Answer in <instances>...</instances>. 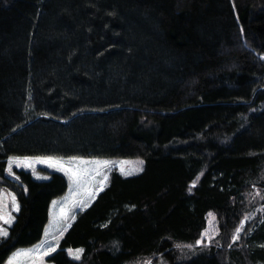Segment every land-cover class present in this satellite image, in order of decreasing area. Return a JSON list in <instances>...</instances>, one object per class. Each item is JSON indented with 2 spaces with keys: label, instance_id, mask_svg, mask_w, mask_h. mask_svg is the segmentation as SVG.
<instances>
[{
  "label": "trees",
  "instance_id": "1",
  "mask_svg": "<svg viewBox=\"0 0 264 264\" xmlns=\"http://www.w3.org/2000/svg\"><path fill=\"white\" fill-rule=\"evenodd\" d=\"M13 157L144 159L72 213L53 264H264V0H0V194L19 205L0 264L68 186L9 177Z\"/></svg>",
  "mask_w": 264,
  "mask_h": 264
},
{
  "label": "rangeland",
  "instance_id": "2",
  "mask_svg": "<svg viewBox=\"0 0 264 264\" xmlns=\"http://www.w3.org/2000/svg\"><path fill=\"white\" fill-rule=\"evenodd\" d=\"M100 160V161H108L109 164L107 166H97L91 161ZM30 163V166H29ZM61 165L64 168L79 167L83 170V175L81 182L79 184L73 183L69 180L68 175L61 169ZM18 168H26L31 171L32 176L37 180H43L47 178L43 172L39 170V166H46L50 169L58 170L62 172L67 180V190L66 192L53 199L56 203L51 206L49 220L46 225V229L44 230V236L46 237L44 243L41 245H36L34 249L37 251L35 255H33V249L25 250V255L29 258L26 263L23 261L21 264H53L48 260V256L50 253L48 251L49 244H51L55 249L57 248L58 241L60 240L63 232L68 227L72 217V213H74L78 209L84 208L88 205L97 191H100L102 186L105 184L104 177L108 175L109 171L113 168L118 169L123 175L129 176L133 174H137L141 172L144 167V159L140 157L135 158H123L120 160H115L112 158H82L79 160H71L69 159H56L53 162H49L47 160H31L26 163L23 160H13L11 164L12 167ZM9 168V163H8ZM7 175L11 178H15V174L12 171V174H9L7 169ZM13 192L10 190L4 189L0 194V210H2L5 218L8 216L13 217V212L16 210L13 205ZM207 226L206 229L202 232L201 237L198 240H202V244L209 243L212 237L216 234V223L214 220V216L209 213L207 216ZM10 224H5L0 221V227L5 228L7 230V226ZM240 230L237 231L239 233ZM2 237V236H0ZM41 243V242H40ZM196 246H200L195 243ZM28 248V247H26ZM19 249V248H18ZM82 248H67V254L73 259H80L81 252L78 251ZM17 250V249H16ZM15 251V250H14ZM13 251V252H14ZM15 259L18 257V252H15ZM10 256V255H9ZM13 257V254L10 258ZM30 257L32 259H30ZM78 257V258H77ZM9 257L5 261L4 264H8ZM157 262H161V258H156ZM143 264H153L152 259L145 258L140 260Z\"/></svg>",
  "mask_w": 264,
  "mask_h": 264
},
{
  "label": "snow or ice",
  "instance_id": "3",
  "mask_svg": "<svg viewBox=\"0 0 264 264\" xmlns=\"http://www.w3.org/2000/svg\"><path fill=\"white\" fill-rule=\"evenodd\" d=\"M14 159L18 160V161L19 160H23L24 162L28 163L31 160H39V159H42V158H39V157H34V158H30V157H13V158H9V168H8L9 174H12L11 164H12V161ZM44 159H46L49 162H53V158L52 157H48V158H44ZM70 159L71 160H79V159H82V158H80V157H71ZM91 163H94L97 166H107L109 164L108 161H100V160H94V161H91ZM29 166H30V163H29ZM61 169L65 172L66 175H68L69 180L72 181L73 183L79 184L81 182L82 175H83V170L80 169L79 167H76V168H72V167L64 168L61 165ZM17 179H18V177H17ZM104 179L106 180L107 176H105ZM12 199H13V205H14L16 211H19V205H18V203H16L15 196H13ZM55 203L56 202L53 201V204H55ZM13 220H14V217H11V216H8L7 218H5V216L2 213V210H0V221H2L5 224H11V222ZM7 235H8L7 230L5 228L0 227V236L7 237ZM196 244H198V245L202 244V240H197ZM188 247L192 248L193 246L192 245H188ZM229 247H231V245H229ZM48 251L49 252L55 251V247H53L51 244H49ZM78 251H83V250L81 249V250H78ZM15 255L16 254H13V257L8 260V264H15Z\"/></svg>",
  "mask_w": 264,
  "mask_h": 264
},
{
  "label": "crops",
  "instance_id": "4",
  "mask_svg": "<svg viewBox=\"0 0 264 264\" xmlns=\"http://www.w3.org/2000/svg\"><path fill=\"white\" fill-rule=\"evenodd\" d=\"M52 203H53V200H52V202H51V204H50V209H51ZM49 214H50V211H49ZM45 229H46V226H45ZM45 229H44V230H45ZM45 238H46V237L44 236V232H43L42 241H41V243L38 244V245H41L42 243H44V241L46 240ZM38 245H37V246H38ZM34 247H36V245H35V246H32V247H28V248H19V249L15 250L14 252H12V253L10 254V256H11L12 254H14L15 252H18V257L15 259V264H21V263H23V261L26 263V261H28L29 258L25 255V250L33 249V255H35V253H36L37 251L34 249ZM38 247H39V246H38ZM10 256H9V258H10ZM30 259H32V258L30 257Z\"/></svg>",
  "mask_w": 264,
  "mask_h": 264
},
{
  "label": "bare ground",
  "instance_id": "5",
  "mask_svg": "<svg viewBox=\"0 0 264 264\" xmlns=\"http://www.w3.org/2000/svg\"><path fill=\"white\" fill-rule=\"evenodd\" d=\"M221 135H222V134H221ZM223 137H225V136H223ZM221 139H222V138H221ZM252 166H253V165H252ZM247 167H248V166H247ZM248 168H249V167H248ZM253 168H254V166H253ZM255 168H256V167H255ZM255 171H257V170H255ZM255 171H254V172H255ZM250 172H251V171H250ZM255 173H256V172H255ZM250 174H251V173H250ZM253 175H254V174H253ZM253 175H252V176L250 175V176L253 177ZM248 176H249V175H248ZM254 176H255V175H254ZM220 246H221V245H220ZM208 247H210V246H208ZM128 263H129V262H128ZM128 263H127V264H128Z\"/></svg>",
  "mask_w": 264,
  "mask_h": 264
}]
</instances>
